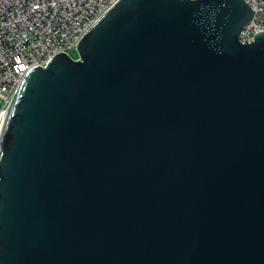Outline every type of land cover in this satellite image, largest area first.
I'll use <instances>...</instances> for the list:
<instances>
[{"label": "water", "instance_id": "95a60500", "mask_svg": "<svg viewBox=\"0 0 264 264\" xmlns=\"http://www.w3.org/2000/svg\"><path fill=\"white\" fill-rule=\"evenodd\" d=\"M243 0H120L30 70L0 142V264H264V32Z\"/></svg>", "mask_w": 264, "mask_h": 264}, {"label": "built area", "instance_id": "2783aa9c", "mask_svg": "<svg viewBox=\"0 0 264 264\" xmlns=\"http://www.w3.org/2000/svg\"><path fill=\"white\" fill-rule=\"evenodd\" d=\"M120 0H0V142L28 72L77 48ZM253 12L239 39L264 32V0H243Z\"/></svg>", "mask_w": 264, "mask_h": 264}, {"label": "rangeland", "instance_id": "374dc122", "mask_svg": "<svg viewBox=\"0 0 264 264\" xmlns=\"http://www.w3.org/2000/svg\"><path fill=\"white\" fill-rule=\"evenodd\" d=\"M69 53H70L73 57H75V58H78V57H79V53H78V51H77V48H72V49L69 51Z\"/></svg>", "mask_w": 264, "mask_h": 264}]
</instances>
